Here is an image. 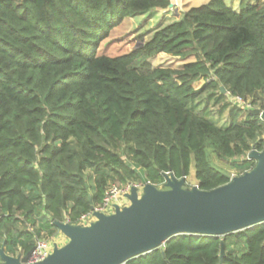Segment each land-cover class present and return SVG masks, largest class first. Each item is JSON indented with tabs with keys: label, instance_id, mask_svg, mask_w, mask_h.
<instances>
[{
	"label": "trees",
	"instance_id": "trees-1",
	"mask_svg": "<svg viewBox=\"0 0 264 264\" xmlns=\"http://www.w3.org/2000/svg\"><path fill=\"white\" fill-rule=\"evenodd\" d=\"M170 4L0 0V246L7 254L25 255L56 234L54 222L76 223L111 185H159L193 166L198 188L210 191L231 176L209 153L235 162L263 149L264 123L228 96L264 109V0H242L238 10L207 0L129 53L99 52L123 19ZM161 53L194 60L178 69L143 60ZM211 100L221 104L215 114ZM234 165L239 176L254 162ZM126 264H264V223L222 237L178 235Z\"/></svg>",
	"mask_w": 264,
	"mask_h": 264
},
{
	"label": "water",
	"instance_id": "water-1",
	"mask_svg": "<svg viewBox=\"0 0 264 264\" xmlns=\"http://www.w3.org/2000/svg\"><path fill=\"white\" fill-rule=\"evenodd\" d=\"M171 3L168 9H171ZM225 93V90L221 88ZM264 123V112L249 110ZM254 166L210 191L185 188V176L164 175V189L150 183L132 186L124 198L128 204L113 205V213L93 211L94 220L81 226L54 222L67 240L53 244L48 256L33 264H126L162 247L178 235L222 237L264 223V144L248 155ZM33 249V248H32ZM0 246L2 264H29ZM225 254L221 244L220 255Z\"/></svg>",
	"mask_w": 264,
	"mask_h": 264
},
{
	"label": "rangeland",
	"instance_id": "rangeland-1",
	"mask_svg": "<svg viewBox=\"0 0 264 264\" xmlns=\"http://www.w3.org/2000/svg\"><path fill=\"white\" fill-rule=\"evenodd\" d=\"M205 1L206 0H173V7L171 9H155L144 16L123 19L118 25H116L113 29L109 31L107 39H105L99 44V52L111 57L129 53L134 48L138 47L141 42L148 40L151 37L153 31L156 30L159 26H165L168 23L178 20L180 16L190 7L198 6L204 3ZM231 1L233 2V4L236 1L235 4L239 7L240 2L242 0ZM256 1L262 2L263 0H253V2ZM143 60H146L152 68L160 67L178 69L181 68L186 62H191L194 59L193 57H191L184 60L161 53L144 58ZM142 61L136 64V67H138L139 69L141 67ZM206 96L207 95H205V97ZM220 105L221 104H214L213 100L208 103L209 108L214 114L217 112ZM223 118H226V113ZM209 157L213 162L214 166L224 171L231 177L237 176L236 174L239 172V170L235 168L234 163H240L241 161H244V159L242 158L236 159L235 162L218 160L211 153H209ZM154 186L160 190L164 189V183ZM194 186H198V182L195 179L194 168L193 166H191L189 169L188 176L185 177V188L191 189ZM49 238L57 240L59 237L57 236V234H54Z\"/></svg>",
	"mask_w": 264,
	"mask_h": 264
},
{
	"label": "built area",
	"instance_id": "built-area-1",
	"mask_svg": "<svg viewBox=\"0 0 264 264\" xmlns=\"http://www.w3.org/2000/svg\"><path fill=\"white\" fill-rule=\"evenodd\" d=\"M228 101L231 104L236 105L245 111L251 110V109H259L261 112H264V109L259 107V105H253L251 103L250 99H243L240 96L229 95ZM248 155H249V153L245 157H243L242 159H244V161H252L251 159H249ZM142 185L143 184H141V183H136V184H127L124 186H117V185L109 186L101 204H99L98 206L93 208L89 213L80 216V218H78L76 223H74V224L81 225V226L89 225L90 222H92L94 220V218L92 216L93 211L102 212V213L108 215V214L113 213V210H114L113 205L114 204H118V205H125L126 204L127 205L128 202L122 203V201L125 200V198H124L125 194L129 193V190L132 186L141 187ZM63 222L70 223L68 219H65ZM54 242H55V240H53L52 238H49L47 236H44L42 238L37 239L35 241L34 246L32 247L33 249L31 251L29 257L27 258V263L33 264V263H37V262L44 260L48 256V254L51 253ZM20 255H21V257L24 256L22 254H20Z\"/></svg>",
	"mask_w": 264,
	"mask_h": 264
},
{
	"label": "crops",
	"instance_id": "crops-1",
	"mask_svg": "<svg viewBox=\"0 0 264 264\" xmlns=\"http://www.w3.org/2000/svg\"><path fill=\"white\" fill-rule=\"evenodd\" d=\"M225 2H226V4L229 6V7H231L233 10H238L239 9V7H238V5H236L235 4V2H234V4H233V2L231 1V0H224ZM173 2V0H171V3ZM207 2V0L205 1V3ZM233 4V5H232ZM153 11V10H152ZM152 11H150V12H152ZM149 12V13H150ZM149 13H147V14H149ZM147 14H144V15H147ZM144 15H140V16H144ZM140 16H138V17H140ZM202 84V82H200V83H198L197 84V87H199L200 85ZM122 203H127V201H126V199L125 200H123L122 201ZM126 205V204H125ZM125 205H123V206H125ZM56 234H57V236L59 237L57 240H55V242L53 243V244H56L57 246H63L64 244H65V242H66V239L57 231L56 232Z\"/></svg>",
	"mask_w": 264,
	"mask_h": 264
}]
</instances>
